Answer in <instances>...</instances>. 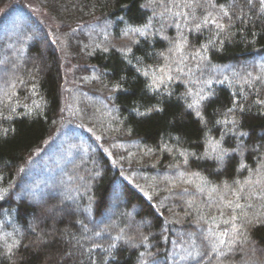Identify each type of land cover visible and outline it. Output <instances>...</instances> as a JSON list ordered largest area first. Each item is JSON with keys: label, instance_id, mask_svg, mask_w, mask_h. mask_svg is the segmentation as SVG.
Wrapping results in <instances>:
<instances>
[{"label": "trees", "instance_id": "obj_1", "mask_svg": "<svg viewBox=\"0 0 264 264\" xmlns=\"http://www.w3.org/2000/svg\"><path fill=\"white\" fill-rule=\"evenodd\" d=\"M15 1L0 264H264L261 0H33L56 40Z\"/></svg>", "mask_w": 264, "mask_h": 264}, {"label": "rangeland", "instance_id": "obj_2", "mask_svg": "<svg viewBox=\"0 0 264 264\" xmlns=\"http://www.w3.org/2000/svg\"><path fill=\"white\" fill-rule=\"evenodd\" d=\"M13 4H19L20 6H24L25 8V11L30 14L31 16L35 17L38 15H41L42 18L44 19V21L46 22V26L49 28L48 32H49V36L53 39L56 40V29H57V26L48 18V16L45 15L44 12H42V10L38 7V5L33 1V0H16ZM5 10H3L2 12H4ZM43 22V21H42ZM43 22V23H45ZM65 80H66V90L68 92H70L72 90V88L74 87V82H73V79H72V68L70 67H65V76H64ZM76 120V119H75ZM75 126V125H74ZM76 127V126H75ZM77 129V127H76ZM75 130V129H74ZM78 131V130H77ZM72 138H77V134L76 132L74 131L73 134H71L70 137H66L63 142L66 140V142H68V140L72 139ZM53 141L55 143H57L56 147H60L61 145V140L59 139H53ZM72 143V141H71ZM55 146H53V150L50 149V152H49V155H52L56 150ZM54 151V152H53ZM41 152V151H40ZM46 159V157L44 158V160ZM56 169V168H54ZM53 170V169H52ZM50 172V171H48ZM47 172V173H48ZM44 179H42L41 181H43ZM39 183L35 182L33 184H31L30 187H28V190L31 191V190H34V189H37L39 188Z\"/></svg>", "mask_w": 264, "mask_h": 264}, {"label": "snow or ice", "instance_id": "obj_3", "mask_svg": "<svg viewBox=\"0 0 264 264\" xmlns=\"http://www.w3.org/2000/svg\"><path fill=\"white\" fill-rule=\"evenodd\" d=\"M261 3L262 4H264V0H261ZM227 13H225V15H226ZM206 23H207V20L205 21ZM218 27H220L219 25H217ZM133 31H135V32H140L141 30L139 29V28H137V29H133ZM146 74V73H145ZM205 99V97L204 96H200L199 97V99L194 103V104H189L188 105V107L189 108H193V107H198L199 106V103H200V101H202V100H204ZM260 103H264V101H260ZM232 111V109H229V112H231ZM196 115L197 116H200V112L199 111H197L196 112ZM211 143V142H210ZM219 144H218V142L212 147V151L214 152V153H217V155H216V159L217 160H220V161H223V157H224V155H225V150H223V149H219ZM0 198H2V197H0ZM237 207H239V205H237Z\"/></svg>", "mask_w": 264, "mask_h": 264}]
</instances>
